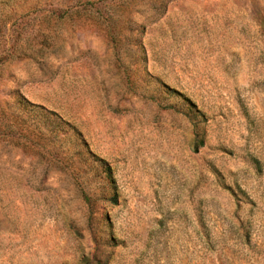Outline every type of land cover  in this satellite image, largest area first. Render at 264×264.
Segmentation results:
<instances>
[{"label":"rangeland","instance_id":"obj_1","mask_svg":"<svg viewBox=\"0 0 264 264\" xmlns=\"http://www.w3.org/2000/svg\"><path fill=\"white\" fill-rule=\"evenodd\" d=\"M0 264H264V0H0Z\"/></svg>","mask_w":264,"mask_h":264}]
</instances>
